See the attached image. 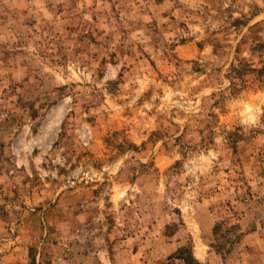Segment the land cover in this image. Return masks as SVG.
Instances as JSON below:
<instances>
[{"label": "rangeland", "instance_id": "1", "mask_svg": "<svg viewBox=\"0 0 264 264\" xmlns=\"http://www.w3.org/2000/svg\"><path fill=\"white\" fill-rule=\"evenodd\" d=\"M264 0H0V264H264Z\"/></svg>", "mask_w": 264, "mask_h": 264}, {"label": "trees", "instance_id": "2", "mask_svg": "<svg viewBox=\"0 0 264 264\" xmlns=\"http://www.w3.org/2000/svg\"><path fill=\"white\" fill-rule=\"evenodd\" d=\"M264 67V66H263ZM263 69L264 68H262V69H255V71L257 72L258 71V75L259 74H261L262 73V71H263ZM178 255H179V257L181 258V259H184L185 260V262L187 263V264H194L195 263V261H194V257H193V255H192V253H191V251L189 250V249H187V248H180V250L178 251Z\"/></svg>", "mask_w": 264, "mask_h": 264}]
</instances>
